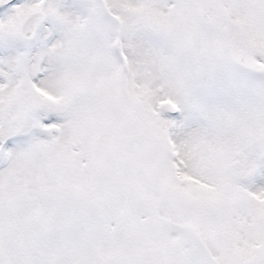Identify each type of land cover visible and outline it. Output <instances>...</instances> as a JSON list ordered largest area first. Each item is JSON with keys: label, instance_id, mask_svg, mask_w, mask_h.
I'll return each mask as SVG.
<instances>
[{"label": "snow or ice", "instance_id": "1", "mask_svg": "<svg viewBox=\"0 0 264 264\" xmlns=\"http://www.w3.org/2000/svg\"><path fill=\"white\" fill-rule=\"evenodd\" d=\"M0 264H264V0H0Z\"/></svg>", "mask_w": 264, "mask_h": 264}]
</instances>
